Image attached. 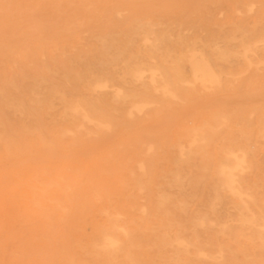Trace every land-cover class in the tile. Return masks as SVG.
Wrapping results in <instances>:
<instances>
[{"label": "rangeland", "instance_id": "1", "mask_svg": "<svg viewBox=\"0 0 264 264\" xmlns=\"http://www.w3.org/2000/svg\"><path fill=\"white\" fill-rule=\"evenodd\" d=\"M0 40V264H264V0H0Z\"/></svg>", "mask_w": 264, "mask_h": 264}, {"label": "bare ground", "instance_id": "2", "mask_svg": "<svg viewBox=\"0 0 264 264\" xmlns=\"http://www.w3.org/2000/svg\"><path fill=\"white\" fill-rule=\"evenodd\" d=\"M68 26H70V25H67V27H68ZM71 28H72V27H71ZM65 31H66V33H67V30H65ZM64 33H65V32H64ZM66 37H67V36H66ZM73 37H74V36H73ZM75 38H76V37H75ZM52 39H53V38H52ZM54 40H55V39H54ZM54 40H53L52 45L55 44V43H57L56 40H55V43H54ZM59 40H61V39H59ZM75 40H76V39H75ZM50 41H51V40H50ZM0 42H3V41L0 40ZM4 43H5V42H4ZM48 43H49V42H48ZM8 44H9V42H8ZM11 44L13 45V43H11ZM18 44H19V43H18ZM37 44H38V43H37ZM37 44H36V45H37ZM42 44H43V43H42ZM42 44H41V45H42ZM45 44H46V43H44V45H45ZM50 44H51V43H50ZM3 45H5V44H3ZM15 45H16V44H15ZM56 45H57V44H56ZM6 46L9 47L10 45H6ZM21 46H22V45H21ZM23 46H25V45H23ZM26 46H27V45H26ZM50 46H51V45H50ZM54 46H55V45H54ZM36 47H37V46H36ZM41 47H42V46H41ZM48 47H49V46H48ZM57 47H58V45H57ZM1 48H2V47H1ZM5 48H7V47H5ZM16 48H17V47H16ZM24 48H25V47H24ZM26 48H27V47H26ZM37 48H40V45H39V47H37ZM52 48H53V47H51V48L49 47L50 50H52ZM54 48H56V47H54ZM10 49H13V48H11V46H10ZM17 49L19 50L20 48L18 47ZM42 49H43V47H42ZM26 50H27V49H26ZM35 50H36V49H35ZM43 50H44V49H43ZM1 51H2V50H0V53L3 54ZM4 51H5V49H4ZM9 51H10V50H9ZM9 51L7 50L5 53H9ZM11 51H12V50H11ZM11 51H10V52H11ZM15 51H17V50H15ZM21 51H22V49H21ZM47 51H48V53H50L49 50H47ZM13 52H14V51H13ZM13 52H12V53H13ZM23 52H25V51H23ZM40 52H42V51H40ZM40 52H39V53H40ZM14 53H17V52H14ZM19 53H20V52H19ZM39 53H38V55H39ZM3 55H4V54H3ZM3 55H2V56H3ZM11 55L13 56V54H11ZM11 55L9 54L10 57H11ZM18 55H19V54H18ZM22 55H23V54H22ZM30 55H32V54H30ZM33 55H37V54H33ZM33 55H32V56H33ZM2 56H1V57H2ZM6 56H7V55H6ZM40 56H41V54H40ZM43 56H44V55H43ZM1 57H0V58H1ZM3 57H4V59H5V56H3ZM3 57H2V58H3ZM13 57H16V56H13ZM18 57H20V56H18ZM41 57H42V56H41ZM50 57H51V56H50ZM7 58L10 60L9 57H7ZM11 58H12V57H11ZM36 58H37V57H36ZM18 59H22V58L20 57V58H18ZM68 59H69V58H68ZM81 59H82V58H81ZM1 60H2V59H1ZM1 60H0V63H1ZM6 60H7V59H6ZM22 61H23V60H22ZM4 62H6V61H4ZM4 62H3V60H2V63H4ZM11 62H12V59H11ZM11 62H10V64H11ZM15 62H16V61H15ZM19 62H21V61H19ZM53 62H54V61H53ZM8 64H9V63H8ZM10 64H9V65H10ZM15 64H16V63H15ZM22 64H23V63H22ZM13 65H14V63H13ZM27 65H28V63H27ZM86 65H87V64H86ZM153 73H154V72H153ZM20 75H21V74H20ZM77 75H78V74H77ZM27 79H28V78H27ZM32 82H33V80H32ZM81 83H82V82H81ZM80 87H81V85H80ZM82 87H83V86H82ZM85 88H86V87H85ZM90 88H92V86H91ZM53 90H54V89H53ZM53 90H52V91H53ZM57 90H58V89H57ZM87 90H88V89H87ZM91 90H92V89H91ZM27 91H28V90H27ZM31 91H32V89H31ZM41 91H42V89H41ZM59 91H60V90H59ZM2 92H4V91H2ZM2 92H1V93H2ZM56 92H57V91H56ZM83 92H84V91H83ZM31 93H32V92H31ZM53 93H54V92H53ZM58 93H60V92H58ZM5 94H6V92H5ZM5 94H4V95H5ZM36 94H37V93H35L34 95L37 97ZM39 94H40V93H39ZM49 94H50V93H49ZM2 95H3V94H2ZM7 95H8V92H7ZM28 95H29V94H28ZM42 95H43V94H42ZM55 95H56V94H55ZM60 95L63 96V93L61 92V94H59V96H60ZM64 95H65V94H64ZM39 96H40V95H39ZM67 97H68V96H67ZM5 98H6V97H4L3 99H5ZM50 98H51V96H50ZM50 98H49V99H50ZM61 98H63V97H61ZM28 99H29V98H28ZM37 99H38V98H37ZM5 100H6V99H5ZM55 100H56V99H55ZM78 100H79V99H78ZM78 100H77V101H78ZM80 100H82V99H80ZM9 101H10V100H9ZM34 101H35V100H34ZM51 101H52V100H51ZM51 101H50V103H51ZM60 101H61V100H60ZM65 101H66V100H65ZM0 102H1V101H0ZM7 102H8V101H7ZM10 102H11V101H10ZM21 102H22V101H21ZM32 102H33V101H32ZM48 102H49V101H48ZM53 102H54V101H53ZM63 102H64V101H63ZM67 102H69V101H67ZM8 103H9V102H8ZM19 103H20V102H19ZM74 103H76V101H75ZM74 103H73V104H74ZM5 104H6V102L4 103V105H5ZM9 104H10V103H9ZM22 104H23V102H22ZM33 104H34V103H33ZM38 104H39V102H38ZM61 104H62V103H61ZM66 104H67V103H66ZM70 104H71V103H70ZM73 104H71V105L73 106ZM77 104H78V103H77ZM82 104H83V103H82ZM86 104H87V103H86ZM7 105H8V104H7ZM14 105H16V104H14ZM20 105H21V104H20ZM39 105L42 107V104H39ZM53 105H54V104H53ZM55 105H56V104H55ZM62 105H64V104H62ZM71 105H70V107H71ZM74 105H76V104H74ZM78 105H79V104H78ZM10 106H12V107L14 108L13 105H10ZM10 106H9V107H10ZM40 106H39V107H40ZM21 107H22V106H21ZM21 107H20V108H21ZM43 107H44V106H43ZM73 107H74V106H73ZM73 107H71V108H73ZM75 107H76V106H75ZM79 107H80V106H79ZM79 107H77V108H79ZM81 107H82V106H81ZM81 107H80V108H81ZM16 108H17V107H16ZM22 108H23V107H22ZM8 109H9V108H8ZM61 109H62V108H61ZM63 109H64V107H63ZM63 109H62V110H63ZM67 109H68V108H67ZM67 109H66V110H67ZM69 109H70V108H69ZM75 109H76V108H75ZM87 109H88V108H87ZM9 110H10V109H9ZM21 110H22V109H21ZM23 110H24V109H23ZM82 110H83V109H82ZM2 111H3V110H2ZM13 111H14V109H13ZM71 111H73V110H71ZM84 111H85V110H84ZM18 112H19V111H18V109H17V112H16V113H18ZM24 112H26V111H23V113H22V112H21V113L24 114ZM76 112H77V111H76ZM79 112H80V111H79ZM21 113H20V114H21ZM61 113H62V112H61ZM18 114H19V113H18ZM20 114H19V115H20ZM91 114H92V113H91ZM91 114H90V115H91ZM26 115H28V114H26ZM64 115H65V113H64ZM68 115H69V114H68ZM14 116H15V115H14V113H13V118H14ZM23 116H25V114H24ZM23 116H21V117L23 118ZM19 117H20V116H19ZM27 117H28V116H27ZM27 117H26V118H27ZM22 118H21V119H22ZM26 118H24L23 120H25ZM76 118H77V117H76ZM87 118H88V117H87ZM15 119H17V118H15ZM18 119H20V118H18ZM18 119H17V120H18ZM27 119H28V120H31V119H29V118H27ZM52 119H53V118H52ZM62 119H63V118H62ZM72 119H73V117H72ZM63 121H64V120H63ZM76 121H77V120H76ZM20 122H21V121H20ZM28 122H29V121H28ZM65 122H66V120H65ZM79 122H80V121H79ZM87 122H88V121H87ZM18 123H19V121H18ZM26 123H27V122H26ZM26 123H25V124H26ZM56 123H57V122H56ZM70 123H71V121H70ZM73 123H74V122H73ZM20 124L23 125V123H19V125H20ZM28 124H30V123H28ZM34 124H35V123H34ZM22 125H20V126H21V127H23V126L25 127V125H23V126H22ZM75 125H76V124H75ZM84 125H85V124H84ZM28 126H29V125H28ZM28 126H27V127H28ZM32 126H33V125H32ZM69 126H70V125H69ZM79 126H80V125H79ZM81 126H82V125H81ZM27 127H25L24 130L27 129ZM29 127H30V126H29ZM35 127H36V126H35ZM52 127H53V124H52ZM52 127H51V128H52ZM55 127H56V126H55ZM65 127H66V125H65ZM83 127H84V126H83ZM19 128H20V127H19ZM30 128H31V127H30ZM30 128H29V129H30ZM33 128H34V126L32 127V129H33ZM75 128H76V127H75ZM75 128H74V129H75ZM81 128H82V127H81ZM86 128H87V127H86ZM86 128H85V129H86ZM21 129H22V128H21ZM54 129H55V128H54ZM56 129H57V128H56ZM69 129H71V128H69ZM22 130H23V129H22ZM22 130H21V132H22ZM35 130H36V129H35ZM64 130H65V129H63V131H64ZM87 130H88V129H87ZM87 130H85V131H87ZM31 131H34V130H31ZM54 131H56V130H54ZM63 131H62V133H63ZM68 131H69V130H68ZM83 131H84V129H83ZM26 132H27V130H26ZM59 132H60V131H59ZM72 132H73V131H72ZM72 132H71V133H72ZM78 132H79V131H78ZM27 133H28V132H27ZM29 133H30V130H29ZM32 133H34V132H32ZM35 133H36V132H35ZM54 133H55V132H53V135H54ZM30 134H31V133H30ZM50 134H51V133H50ZM64 134H65V133H64ZM72 134H73V133H72ZM77 134H78V133H77ZM79 134H80V133H79ZM81 134H82V132H81ZM55 135H56V134H55ZM58 135H61V134L58 133ZM58 135H57V136H58ZM74 135H75V134H74ZM85 135H86V134H85ZM85 135H84V136H85ZM0 136H1V135H0ZM75 136H76V135H75ZM53 137H55V136H53ZM58 137H59V136H58ZM72 137H73V135H72ZM80 137H81V136H80ZM81 138H82V137H81ZM59 139H60V138H59ZM65 139L67 140V138H65ZM65 139H64L63 141H65ZM72 139H74V138H72ZM61 140H62V139H61ZM61 140H60V142H62ZM73 141L76 142V141H78V140H75V139H74ZM55 142H56V141H55ZM62 143H63V142H62ZM62 143H61V144H62ZM67 143H68V142H67ZM69 143H70V142H69ZM72 143H73V142H72ZM78 143H79V142H78ZM56 144H57V142H56ZM65 144H66V143H65ZM69 145H71V143L68 144V146H69ZM59 146H60V144H59ZM72 146H73V145H72ZM62 148H64V147H62ZM62 148H61V149H62ZM189 149H190V148H189ZM63 150H64V149H63ZM230 153H231V152H230ZM225 154H226V153H225ZM235 163H236V162H235ZM141 165H142V164H141ZM235 166H236V165H235ZM239 166H241V165L239 164ZM140 167H143V166H140ZM144 167H145V166H144ZM231 168H233V167H231ZM237 168H238V167H237ZM142 169H143V168H142ZM144 169H145V168H144ZM223 169H224V168L222 167V171H223ZM235 169H236V167H235ZM241 169L244 170V168H241ZM137 170H138V168H137ZM232 170H234V169H232ZM232 170H231V171H232ZM60 171H61V170H60ZM60 171H57V172H60ZM142 171H143V170H142ZM144 171H145V170H144ZM228 171H229V170H228ZM235 171H236V170H235ZM138 172H139V170H138ZM219 172H220V171H219ZM219 172H217L218 175H220ZM229 172H230V171H229ZM143 173H144V172H143ZM221 173H222V172H221ZM223 173H224V171H223ZM231 173H232V172H231ZM228 174H229V173H228ZM131 175H132V174H131ZM136 175H138V174L136 173ZM136 175H134V176L136 177ZM221 175H222V177H224L223 174H221ZM224 175H225V173H224ZM144 176H145V175H144ZM229 176H230V175H229ZM232 176H233V174H232ZM130 177L133 178V176H130ZM138 177H139V176H138ZM141 177H142V176H141ZM222 177H221V178H222ZM233 177H235V176H233ZM222 180H223V178H222ZM221 182L223 183V181H221ZM226 182H227V184H228V181H227V180H226ZM226 182H225V183H226ZM234 182H235V181H234ZM224 185H225V184H224ZM233 185H234V184H233ZM237 185H238V183H237ZM221 187H222V186H221ZM228 187L231 188V186H229V185H228ZM228 187L226 186V188H228ZM232 187H233V186H232ZM236 187H237V186H236ZM238 187H239V186H238ZM238 187L235 188V189L237 190ZM240 189H241V187H240ZM240 189H239V190H240ZM242 190H243V189H242ZM249 190H250V189H249ZM232 191L234 192V188L232 189ZM233 192H232V193H233ZM244 192H245V191H244ZM237 193H238V191H237ZM239 193H240V191H239ZM233 194H234V193H233ZM248 194H249V193H248ZM235 195H236V194H235ZM237 195L240 196V194H237ZM244 195H245V193H244ZM161 196H162V195H160V197H161ZM233 196H234V195H233ZM241 196H242V195H241ZM246 196H247V193H246ZM253 196H254V195H253ZM158 197H159V196H158ZM216 197H217V196H216ZM243 197H244V196H243ZM217 198H218V197H217ZM162 199H163V198H162ZM239 199H240V198H239ZM250 199H251V198H250ZM250 199H249V196H248V200H250ZM153 200H154V199H153ZM240 200H241V199H240ZM157 201H158V200H157ZM232 201H234V199H233ZM235 201H236V200H235ZM245 201H246V200H245ZM250 201L252 202V200H250ZM246 202H247V201H246ZM242 203L244 204L245 202L242 201ZM260 203H261V201H260ZM244 205H246V203H245ZM253 205H254V204H253ZM256 207H257V206H256ZM158 208H159V207H158ZM234 208H235V207H234ZM236 208H237V206H236ZM248 208H249V207H248ZM257 208H258V207H257ZM252 209H253V208H252ZM154 210H155V209H154ZM240 210H241V209H240ZM246 210H248V209H246ZM155 211H157V210H155ZM238 211H239V210H238ZM243 211H244V210H243ZM258 211H259V210H258ZM153 212H154V211H153ZM248 212H249V211H248ZM155 213H156V212H155ZM165 213H166V211H165ZM165 213H164V215H165ZM251 213H252V212H251ZM257 213H258V212H257ZM240 215H241V212H240ZM253 215H254V213H253ZM242 216H243V215H242ZM162 217H163V215H162ZM251 217H252V216H251ZM262 217H264V216H262ZM156 218H157V217H156ZM158 218H159V217H158ZM158 218H157V219H158ZM203 218H204V217H203ZM200 219H201V218H200ZM206 219H207V218H206ZM259 219H260V218H259ZM159 220L161 221L160 218H159ZM171 220H172V219H171ZM196 220H199V219H196ZM196 220H195V221H196ZM201 220L204 221L203 219H201ZM201 220H200V221H201ZM251 220L253 221V217L251 218ZM251 220H250V223H248V224H251ZM160 221H159V222H160ZM169 221H170V220H169ZM192 221H193V220H192ZM200 221H198V222H200ZM205 221H206V220H205ZM260 221H262V219H261ZM159 222H157V223H159ZM162 222H163V221H162ZM236 222H237V221H236ZM155 223H156V222H155ZM157 223H156V224H157ZM168 223H169V222H168ZM196 223H197V221H196ZM196 223H195V224H196ZM203 223H204V222H203ZM203 223H202V226H203ZM210 223H213V222H209V224H210ZM231 223H232V222H231ZM234 223H235V222H234ZM160 224H161V223H160ZM163 224H165V223H163ZM163 224H161V225L163 226ZM171 224H172V223H171ZM190 224H192V223H190ZM195 224H194V225H195ZM213 224H214V223H213ZM224 224H225V223H224ZM224 224H223V225H224ZM227 224H228V223H227ZM238 224H239V223H238ZM245 224H247V223H245ZM115 225H116V224H115ZM223 225H222V226H223ZM228 225H229V224H228ZM230 225H231V224H230ZM122 226H123V225H122ZM156 226L158 227V224L155 225V227H156ZM162 226H161V227H162ZM176 226H178V225H176ZM180 226H181V225H180ZM207 226H209V225H207ZM213 226H214V225H213ZM218 226H219V225H218ZM220 226H221V224H220ZM237 226H238V225H237ZM253 226H254V224H253ZM159 227H160V226H159ZM163 227H164V226H163ZM198 227H199V226H198ZM210 227H212V226H210ZM235 227H236V226H235ZM238 227H239V226H238ZM245 227H246V226H245ZM255 227L257 228L258 226H255ZM262 227H264V226H262ZM121 228H122V227H121ZM165 228H166V227H165ZM165 228H164V229H165ZM183 228H184V227H183ZM192 228H193V227H192ZM208 228H209V227H208ZM214 228H215V226H214ZM216 228H218V227H216ZM221 228H222V227H220V229H221ZM224 228H225V227H224ZM114 229H115V226H114L112 223H110V222H109V224L104 225L103 228H102V227H101V228L99 227V229L97 230V233H96V235H97V236H96V239L93 241V244H95V245H97V246H98V245L103 246V247H105V249H107L106 252L110 251L111 253H113L115 250L117 251V249H118V250L122 249V248H120L121 246L118 245V244H119V243H118V240H117L116 238H114V236H112V232H111V231L114 230ZM116 229H118V228L116 227ZM119 229H120V227H119ZM158 229H159V228H158ZM160 229H161V228H160ZM160 229H159V230H160ZM164 229H163V231H164ZM178 229H179V228H178ZM189 229H190V228H189ZM202 229H205V228H202ZM232 229H233V228H232ZM237 229H238V228H237ZM257 229H258V228H257ZM259 229H261V228L259 227ZM121 230H122V229H121ZM159 230H156V229H155L156 232H158ZM179 230H180V229H179ZM185 230H186V229H185ZM185 230H184V231H185ZM218 230H219V229H218ZM222 230H223V229H222ZM229 230H230V228H229ZM122 231H123V230H122ZM155 231H154V233H155ZM173 231H174V230H173ZM182 231H183V230H182ZM208 231H209V230H208ZM210 231H211V230H210ZM224 231H225V230H224ZM113 232H114V231H113ZM160 232H161V230H160ZM160 232H159V233H160ZM220 232H221V231H220ZM222 232H223V231H222ZM232 232H233V231H232ZM253 232H254V231H253ZM256 232H257V231H256ZM124 233H125V232H124ZM126 233H127V232H126ZM163 233H164V232H163ZM165 233H166V232H165ZM172 233H173V232H172ZM174 233H175V232H174ZM177 233H178V231H177ZM192 233H193V232H192ZM211 233H212V232H211ZM223 233H224V232H223ZM235 233H236V231H235ZM235 233H234V234H235ZM262 233H264V232H262ZM114 234H115V233H114ZM129 234H130V233H129ZM168 234L171 235V233H168ZM183 234H184V233H183ZM183 234H182V235H183ZM212 234H213V233H212ZM219 234H220V233H219ZM219 234H218V235H219ZM234 234H233V235H234ZM236 234H238V233H236ZM259 234H261V233H259ZM125 235H126V234H125ZM172 235H174V234H172ZM182 235H181V236H182ZM218 235H217V236H218ZM233 235H232V236H233ZM251 235H253V234H251ZM257 235H258V234H257ZM257 235H256V236H257ZM115 236H116V235H115ZM126 236H128V235H126ZM154 236H156V235L154 234ZM195 236H196V235H195ZM241 236H243V235H241ZM249 236H250V235H249ZM262 236H264V235H262ZM133 237H134V236H133ZM160 237L162 238L161 235H160ZM165 237H166V235L164 236V238H165ZM168 237H169V236H168ZM234 237H235V236H234ZM237 237H238V236L236 235V238H235L236 240H237ZM239 237H240V236H239ZM244 237H245V236H244ZM259 237H260V236H259ZM259 237H257L258 240H259ZM117 238H118V237H117ZM122 238H123V237H121V239H122ZM126 238H127V237H126ZM129 238H130V237H129ZM134 238H136V237H134ZM161 238H160V239H161ZM262 238H264V237H262ZM136 239H137V238H136ZM136 239H135V241H136ZM157 239H158V238H157ZM165 239H168V238H165ZM165 239H164V240H165ZM170 239H171V238H170ZM175 239H176V238H175ZM175 239H174V241L176 242L175 245H177V246L180 247V242H179L180 239H178V237H177V239H178L179 241H178V240H175ZM181 239H182V238H181ZM184 239H185V238H184ZM215 239H216V237H215ZM233 239H234V238H233ZM235 239H234V241H235ZM243 239H244V238H243ZM249 239H250V238H249ZM251 239H252V238H251ZM254 239H255V237H254ZM126 240H127V239H126ZM207 240H208V239H207ZM246 240L248 241V239H246ZM252 240H253V239H252ZM252 240H251V241H252ZM261 240H262V239L260 238V241H261ZM124 241H125V239H124ZM155 241H156V240H155ZM157 241H158V240H157ZM169 241H170V240H169ZM174 241H173V243H174ZM184 241H187V240H184ZM189 241H190V240H189ZM189 241H188V242H189ZM191 241H192V240H191ZM191 241H190V242H191ZM227 241H228V239H227ZM241 241H242V240H241ZM241 241H240V242H241ZM249 241H250V240H249ZM255 241H256V240H255ZM162 242H164V241H162ZM181 242H182V241H181ZM194 242H195V241H194ZM214 242H215V241H214ZM240 242H238V243L240 244ZM243 242H244V241H243ZM261 242H262V241H261ZM261 242H260V243H261ZM90 243H92V242H90ZM123 243H124V242H123ZM127 243H128V242H127ZM131 243H133V242H131ZM164 243H165V242H164ZM168 243H170V242H168ZM171 243H172V242H171ZM195 243H196V242H195ZM201 243H202V242H201ZM208 243H209V242H208ZM228 243H229V242H228ZM236 243H237V242H236ZM238 243H237V244H238ZM250 243H251V242H250ZM124 244H125V243H124ZM162 244H163V243H162ZM183 244H184V243H183ZM192 244H193V241H192ZM197 244H198V246H199L200 242H199V243L197 242ZM202 244H203V243H202ZM202 244H201V245H202ZM204 244H206V243H204ZM210 244H212V243H210ZM224 244H225V243H224ZM239 244H238V245H239ZM251 244H252V243H251ZM251 244H250V245H251ZM261 244H264V242H262ZM156 245H157V244H156ZM156 245H155V246H156ZM166 245H170V244H165V246H166ZM175 245H174V246H175ZM185 245H186V242H185ZM190 245H191V244H190ZM207 245H208V244H207ZM207 245H206V248H208ZM213 245H215V243H214ZM245 245H246V244H245ZM130 246H131V245H130ZM161 246H162V245H161ZM186 246L188 247V244H187ZM192 246H193V245H192ZM210 246H211V245H210ZM219 246H220V243H219ZM219 246H218V248H219ZM225 246H226V245H225ZM228 246H229V245H228ZM230 246H231V245H230ZM241 246H242V245H241ZM248 246H249V245L246 246L247 249L250 248V247L248 248ZM256 246H259V245H256ZM93 247H94V246H93ZM95 247H96V246H95ZM163 247H164V246H163ZM166 247H167V246H166ZM166 247H165V248H166ZM172 247H173V246H172ZM182 247H184V246L182 245ZM187 247H186V249H187ZM189 247H190V246H189ZM189 247H188V248H189ZM194 247H195V246H193L192 250L196 248V247H195V248H194ZM204 247H205V246H204ZM211 247H212V246H211ZM216 247H217V246H216ZM220 247H222V246H220ZM261 247H262V246H261ZM91 248H92V247H91ZM125 248H126V246H125ZM127 248H128V246H127ZM132 248H133V247H132ZM157 248H158V247H156V251H157ZM159 248H160V247H159ZM170 248H171V247H170ZM170 248H169V249H170ZM190 248H191V247H190ZM200 248H203V247H200ZM212 248H213V247H212ZM252 248H253V246H252ZM258 248H259V247H258ZM133 249H134V248H133ZM133 249H131L132 252H133ZM160 249H162V248H160ZM160 249H158V250L160 251ZM173 249L175 250V247H174ZM204 249H205V248H204ZM224 249H225V248H224ZM235 249H236V247H235ZM242 249H244V248H242ZM247 249H246V250H247ZM261 249H262V248H261ZM174 250H172V251H174ZM197 250H198V248H196V251H197ZM206 250H207V249H206ZM206 250H205V251H206ZM208 250H209V249H208ZM210 250H211V249H210ZM217 250H220V248L217 249ZM238 250H239V248H238ZM240 250H241V249H240ZM255 250H256V249H255ZM258 250H259V249H258ZM262 250H264V249H262ZM93 251H94V248H93ZM93 251H92V252H93ZM99 251H100V249H99ZM99 251H98V252H99ZM125 251H126V249L124 250V253H123V254L127 255V253H126ZM156 251H155V252H156ZM176 251H177V249H176ZM190 251H191V250H190ZM202 251H204V250L202 249ZM214 251H215V250H214ZM214 251H213V252H214ZM244 251H245V250H244ZM248 251H249V250H248ZM250 251H251V249H250ZM120 252H122V251L120 250ZM129 252H130V251H129ZM129 252H128V256H129ZM132 252H131V255H130L131 257L133 256V253H132ZM160 252H161V251H160ZM170 252H171V251H170ZM177 252H178V251H177ZM194 252H195V251H194ZM208 252H209V251H208ZM208 252H207V253H208ZM216 252H218V251H216ZM219 252H220V254H221L222 251H219ZM101 253H102V252H101ZM157 253H158V252H157ZM157 253H156V255H157ZM167 253H168V252H167ZM185 253L187 254V252H185ZM209 253H210V252H209ZM230 253H232V252H230ZM230 253H229V254H230ZM233 253H234V252H233ZM105 254H106V253H105ZM115 254H116V253H115ZM117 254H118V253H117ZM117 254H116V255H117ZM120 254H121V253H120ZM123 254H122V255H123ZM159 254H160V253H158V258H159V260H160V256H159ZM163 254H165V253H163ZM186 254H185V255H186ZM189 254H190V253H189ZM189 254H188V255H189ZM198 254H200V253H198ZM205 254H206V253H205ZM236 254H237V253H236ZM251 254H252V253H251ZM109 255H110V254H109ZM167 255H169V254H167ZM183 255H184V254H183ZM188 255H187V257H188ZM206 255H207V254H206ZM212 255H213V254H212ZM218 255H219V253H218ZM223 255H225L224 252H223ZM231 255H233V254H231ZM252 255H253V254H252ZM128 256H125V257H128ZM130 256H129L128 258H131ZM200 256H202V255H200ZM203 256H204V253H203ZM210 256H211V255H209V257H210ZM216 256H217V254H216ZM233 256H234V255H233ZM242 256H243V255H242ZM248 256H249V255H248ZM104 257L106 258L107 256H104ZM110 257H112V256H110ZM115 257H116V256H115ZM125 257H124V259H126ZM155 257H156V256H155ZM181 257H183V256H181ZM187 257L185 256L184 259L186 258V260H187V259H188ZM192 257H193V256H192ZM205 257H206V256H205ZM205 257H204V259L208 258V257H206V258H205ZM211 257H212V256H211ZM223 257H224V256H223ZM223 257H222V259H223ZM105 258H104V259H105ZM128 258H127V260L129 261ZM132 258L135 259L134 256H133ZM132 258H131V259H132ZM161 258H162V257H161ZM163 258L165 259V257H163ZM168 258H169V257H168ZM189 258H190V257H189ZM194 258H196V257L194 256V257L192 258L193 261H194ZM214 258H215V257L212 258V259H213L212 262H214V261L216 262V259L214 260ZM219 258L221 259L220 256H219ZM239 258H240V257H239ZM239 258H238V259H239ZM245 258H246V257H245ZM250 258L253 259V256H251ZM250 258L248 257L247 260H250ZM108 259H110V258H108ZM120 259H121V258H120ZM133 259H132V260H133ZM175 259H176V258H175ZM182 259H183V258H182ZM197 259H198V258H197ZM200 259H201V258H200ZM208 259H209V258H208ZM231 259H232V258H231ZM110 260H111V259H110ZM132 260H130L129 262L131 263ZM159 260H157V261H158V264L161 263V261H162V260H160V262H159ZM177 260H179V259H177ZM188 260H189V259H188ZM190 260H191V259H190ZM190 260H189V261H190ZM217 260H218V258H217ZM247 260H246V261H247ZM103 261H105V260H103ZM115 261H116V260H115ZM118 261H119V260H118ZM118 261H117V262H118ZM166 261H167V260H166ZM191 261H192V260H191ZM195 261H196V260H195ZM197 261H198V260H197ZM200 261H201V260H200ZM208 261H209V260H208ZM210 261H211V259H210ZM222 261H223V260H222ZM229 261H230V260H229ZM233 261H234V263H235V260H233ZM233 261H232V262H233ZM236 261H237V260H236ZM250 261H251V260H250ZM252 261H253V260H252ZM252 261H251V262H252ZM261 261H262V260H261ZM111 262L114 263L113 260H112V261L107 260V263H108V264H110ZM164 262H165V261H163V263H164ZM178 262H179V261H177V263H178ZM180 262H182V261H180ZM180 262H179V264H183V263H180ZM219 262H220V261H219ZM224 262H226V260H225ZM230 262H231V261H230ZM251 262H249V263H251ZM125 263H126V262H125ZM163 263H162V264H163ZM174 263H175V261L173 262V264H174ZM177 263H176V264H177ZM193 263H194V262H193ZM209 263H210V262H209ZM234 263H232V264H234ZM247 263H248V262H247ZM121 264H122V263H121ZM132 264H133V263H132ZM134 264H135V261H134ZM184 264H185V263H184ZM189 264H190V263H189ZM200 264H201V263H200ZM220 264H222V263H220ZM225 264H226V263H225ZM227 264H228V263H227ZM229 264H230V263H229ZM251 264H252V263H251ZM254 264H255V263H254Z\"/></svg>", "mask_w": 264, "mask_h": 264}]
</instances>
